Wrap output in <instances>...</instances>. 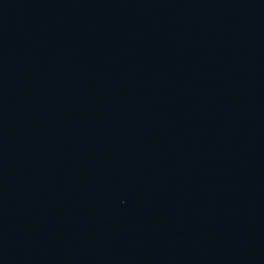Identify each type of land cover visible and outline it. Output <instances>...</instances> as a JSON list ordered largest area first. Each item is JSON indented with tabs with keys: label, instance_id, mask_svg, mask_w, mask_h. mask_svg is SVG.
I'll return each instance as SVG.
<instances>
[{
	"label": "water",
	"instance_id": "water-1",
	"mask_svg": "<svg viewBox=\"0 0 264 264\" xmlns=\"http://www.w3.org/2000/svg\"><path fill=\"white\" fill-rule=\"evenodd\" d=\"M0 264H264V0H0Z\"/></svg>",
	"mask_w": 264,
	"mask_h": 264
}]
</instances>
